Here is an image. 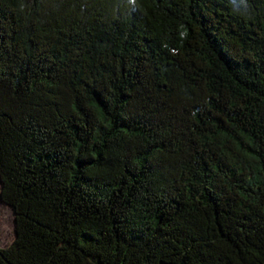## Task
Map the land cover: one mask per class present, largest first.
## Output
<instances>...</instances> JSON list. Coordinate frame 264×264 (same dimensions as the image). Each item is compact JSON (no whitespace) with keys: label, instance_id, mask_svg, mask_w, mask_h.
<instances>
[{"label":"trees","instance_id":"trees-1","mask_svg":"<svg viewBox=\"0 0 264 264\" xmlns=\"http://www.w3.org/2000/svg\"><path fill=\"white\" fill-rule=\"evenodd\" d=\"M0 264H264V0H0Z\"/></svg>","mask_w":264,"mask_h":264},{"label":"rangeland","instance_id":"rangeland-1","mask_svg":"<svg viewBox=\"0 0 264 264\" xmlns=\"http://www.w3.org/2000/svg\"><path fill=\"white\" fill-rule=\"evenodd\" d=\"M14 238L15 226L12 209L8 204L0 201V247L9 245Z\"/></svg>","mask_w":264,"mask_h":264},{"label":"water","instance_id":"water-1","mask_svg":"<svg viewBox=\"0 0 264 264\" xmlns=\"http://www.w3.org/2000/svg\"><path fill=\"white\" fill-rule=\"evenodd\" d=\"M0 184H2L1 183V181H0ZM1 190V189H0ZM0 201H2V197H1V195H0ZM3 202V201H2ZM10 206V205H9ZM11 207V209H12V212H13V217H14V226H15V212H14V209H13V207L12 206H10Z\"/></svg>","mask_w":264,"mask_h":264}]
</instances>
